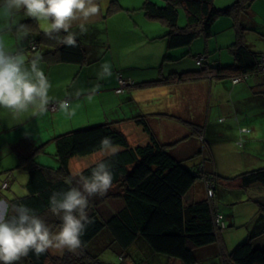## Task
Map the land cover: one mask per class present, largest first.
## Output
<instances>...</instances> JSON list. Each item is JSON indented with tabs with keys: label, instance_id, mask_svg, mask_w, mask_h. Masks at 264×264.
<instances>
[{
	"label": "crops",
	"instance_id": "1",
	"mask_svg": "<svg viewBox=\"0 0 264 264\" xmlns=\"http://www.w3.org/2000/svg\"><path fill=\"white\" fill-rule=\"evenodd\" d=\"M145 1L147 0H96L100 8L96 16L87 21H74L70 31L84 48L82 62L63 61L57 49L64 46L56 40L39 43L40 53L29 48L28 44L36 37L31 34L34 31L31 26L37 24L39 30H44L40 23L24 16L23 11L12 19L25 25L26 36L18 37L15 27L12 31L0 33L9 51L14 53L20 50L29 61L39 57V67L52 85L49 90L50 104L67 99L75 111V115L69 116L60 111L53 112L48 106V111L43 114L32 115L28 112L14 119L8 110L0 108V200L9 204V201L19 197L12 195V185L19 179L16 170L21 168L22 176L23 172H27L19 167L21 158L15 149L17 143L30 139L37 146H44L45 143L49 145L55 141L56 136L83 127L87 123H113L127 135L133 147L145 145L154 137L186 167L196 169L198 164L205 161L207 170L213 173H218L213 164L214 152L221 141H227L228 133H234L235 139L243 141L242 145L257 140L249 134L264 133V127L256 120L264 116V106L260 107V104H264V73L250 75L237 84H233L230 76L220 78L213 75L170 81L173 75L176 77L177 74L199 70L197 61L200 56L205 57L204 63L209 61L232 64L234 56L229 55L226 48L237 40L234 22L230 18L220 19L214 25V37L204 41H200L203 39L200 37L189 45L171 48L166 37L168 26L161 20L147 17L143 10ZM150 1L159 5L166 2ZM229 2L230 0H215V6L221 7ZM252 8L253 22L264 27L257 21L259 12ZM4 23L0 19V26ZM81 24L84 26L83 31ZM257 34L247 31L245 40L255 50L264 52V39ZM99 35H105L112 42L104 51L98 49L94 42ZM249 37L254 40L250 41ZM255 40L260 41L261 45L255 44ZM42 52L44 54L41 55ZM225 53L228 57L223 56ZM176 61H182L180 64H184L183 70L179 71L180 64H174ZM104 63L111 65L113 74L98 80L97 74ZM167 65L174 67L169 74L165 72ZM152 72L156 74L154 79L140 76ZM121 78L127 79L129 85L124 92L117 93ZM159 81L164 87H150ZM97 83L100 84L99 89L88 99L89 91ZM78 90L81 91V96L77 99L74 93ZM245 105L258 107V113H247L244 110ZM214 113L224 119L219 118L216 121ZM141 118L146 119L148 132L138 122ZM26 131L29 135H25ZM258 142L264 143V140L259 138ZM117 148V152L123 149L121 146ZM50 150L53 151L52 147ZM87 156L90 155L78 157ZM27 181L28 175L25 188ZM207 181L202 176L194 183L183 199L185 206L207 200L215 212L226 215L220 208L222 193L243 190L247 195V203H251L253 217L256 215V219H260L259 225H264V213L260 208V204H264V187L261 184L255 183L246 190H236L230 187L232 179L219 180L213 187L216 190L215 196L210 198ZM5 184L7 187H4ZM230 201L233 205L245 202L243 198L237 199L235 196ZM121 202L122 208L124 201ZM224 230L225 228L221 233H225ZM258 230L261 233L264 226ZM260 236L264 237V234L261 233ZM222 239L206 245L205 249L203 246L195 247V261L192 263H187L180 257L155 252L143 240H137L126 249L119 246L117 252L123 262L121 264H225L229 255L226 259L223 254L226 248L221 242Z\"/></svg>",
	"mask_w": 264,
	"mask_h": 264
},
{
	"label": "trees",
	"instance_id": "2",
	"mask_svg": "<svg viewBox=\"0 0 264 264\" xmlns=\"http://www.w3.org/2000/svg\"><path fill=\"white\" fill-rule=\"evenodd\" d=\"M256 5L259 8L260 0H235L232 4L229 2L221 7L215 6V0H166L164 6L150 0L145 1L143 10L147 17L161 20L168 26L166 37L171 48L189 45L200 37L205 40L214 37V25L220 19L230 18L236 26L237 40L226 48L227 53L234 56L232 64L203 62L199 70L177 74L176 77L173 75L170 81H185L213 75L220 78L230 76L233 84H237L250 75L264 73V52L255 50L244 37L247 31H254L264 39V27L256 25L251 17V9ZM181 8L185 10L186 15V24L183 25L179 22ZM259 18L261 17L257 18L258 22ZM31 29L34 30L31 34L36 37L30 43L38 45V52L39 43L54 40L39 30L37 24L31 26ZM57 50L61 53L63 61H83L84 48L79 40L75 47L64 46ZM236 77L241 79L234 83L233 79ZM123 80L128 82L127 79ZM128 85L129 82L118 92L120 83L116 89L117 93L124 92ZM145 121L146 119L141 118L138 122L148 132L149 127ZM104 137H111L113 145L123 149L102 158L81 173L73 174L70 170L71 159L100 152V143ZM55 145L59 162L57 168L42 166L35 161L34 156L43 146H37L30 139L15 145L21 158L19 167L28 173L27 194L9 201V215L12 205H23L44 219L53 231L58 230L60 220L49 211L50 197L54 192L69 189L70 185L65 183L69 177H72L71 186H78L76 181L79 177L90 176L92 169L99 162L108 164L113 173V183L109 188L112 192L89 198L86 211L93 223L87 226L81 237L80 251L65 250L62 254H53L49 250L39 257L30 253L18 264H105L98 253H93L92 250L101 251L109 245L115 246L114 250L117 251V247L126 249L137 240H143L155 252L180 257L187 263H192L195 261V247L218 241L219 234L224 229L216 223L220 212H215L207 200L188 206H185L183 201L189 189L202 176L214 185L219 180H231L207 170L205 161L198 164L196 169L188 168L154 137L145 145L133 147L127 135L111 122L80 127L58 135L55 137ZM255 183L264 187V167L240 174L232 179L230 187L246 190ZM4 187H7V184ZM107 198L121 199L124 206L105 218L100 214L99 207ZM260 208L264 213L263 203ZM223 220L226 222L224 214ZM261 233L264 234V230ZM103 234L110 240L104 246L98 245L96 241ZM91 245L96 247L90 249ZM225 264H264V248L256 247L251 238L246 239L233 249Z\"/></svg>",
	"mask_w": 264,
	"mask_h": 264
},
{
	"label": "clouds",
	"instance_id": "3",
	"mask_svg": "<svg viewBox=\"0 0 264 264\" xmlns=\"http://www.w3.org/2000/svg\"><path fill=\"white\" fill-rule=\"evenodd\" d=\"M23 11L24 16L41 24L45 35L62 46L75 47L76 35L70 31L73 22L87 21L96 16L100 8L96 0H0V33L12 31L18 37L26 36L25 25L12 18ZM84 30L83 24L80 25ZM63 33V35H62ZM111 65L104 63L97 74L98 80L112 76ZM52 87L44 71L39 67V57L30 61L17 50L9 51L3 36L0 35V108L8 110L14 119L25 113L40 115L48 111L51 102L49 90ZM100 84L89 91L91 99ZM78 99L81 91L74 93ZM56 108L69 116L75 115L69 100H59ZM25 135H29L26 131ZM101 151L116 153L111 137H104L100 143ZM65 183L70 187L64 192H54L50 197L49 211L59 218L58 230L52 228L35 212L23 205H9L0 200V264H18L30 253L39 257L49 250L63 253L76 252L82 246L81 237L89 219L87 208L89 198L104 196L113 183V173L105 162H99L88 177L80 176L72 185V177Z\"/></svg>",
	"mask_w": 264,
	"mask_h": 264
},
{
	"label": "rangeland",
	"instance_id": "4",
	"mask_svg": "<svg viewBox=\"0 0 264 264\" xmlns=\"http://www.w3.org/2000/svg\"><path fill=\"white\" fill-rule=\"evenodd\" d=\"M220 1V0H217ZM235 0H230V4H232ZM259 8H257V5L254 6L255 9H257L260 13L261 18H259V23L264 25V2H260ZM165 4L161 5L164 6ZM225 6V5H223ZM180 19L179 22L181 24H186V15L185 10L181 8L180 10ZM166 29V28H165ZM114 40V39H112ZM249 40L252 41L254 38L249 37ZM126 41V40H125ZM200 41H204V38ZM94 42L96 43V47L98 49H101L102 51L106 50L107 47H109V44H112L110 38L106 37L105 35H99L96 39H94ZM255 44L258 46L261 45L260 41L255 40ZM201 45V44H199ZM227 52V51H226ZM224 57H228V55L225 53L223 55ZM182 61H176L174 64H180ZM174 67L172 66H166V74H169L171 70ZM179 71L184 69V64L179 65ZM138 73V72H137ZM140 76H145L147 79H154L156 77V74L154 72L152 73H145ZM162 83H156L152 84L150 86L152 89L164 87L161 85ZM163 93V92H160ZM156 97H159L156 95ZM226 104V102L224 103ZM264 106V104H260V107ZM244 110L247 113L250 114H257L259 108L245 105ZM214 118H216V121H218L219 118L224 119L220 115H217L214 113ZM216 116V117H215ZM261 127H264V116H260L258 119H256ZM104 122H97V123H87L83 127L99 124ZM79 128V127H78ZM82 128V127H81ZM263 133L262 129H259ZM250 137L256 138L257 140H254L251 144H244L242 145L243 141H238L235 139V134L232 132L228 133L227 141H221L220 146L216 149L214 152L215 159L213 161V164L215 165V170L222 176L235 179L240 174L250 171L252 169L256 168H262L264 167V143H259V138L264 140V133L260 135L256 134H249ZM52 147L53 151L50 150ZM56 153V145L55 141L48 143H45L44 146L39 149L37 154L34 156L35 161L41 164L42 166H48L52 168H57L59 166V162L55 156ZM111 154L110 152L100 151L94 154H91L90 156L84 157H74L70 162V170L73 174H79V171L87 168L88 166L96 163L97 161L101 160L102 158L106 157L107 155ZM216 160V161H215ZM191 169H194V167H190ZM16 176L19 175V179H17L16 183L12 185V195L16 194V196H24L27 193V189L25 188L26 183V177L27 172H23L24 176H22L20 173H22V169H17ZM15 171V172H16ZM14 173V172H13ZM112 191H107V195L110 194ZM235 193V194H234ZM234 193H222V198H220V208L223 210L226 215V226H225V233L219 234V239L223 238L221 242L224 244V247L226 249L223 250V254L225 258H228V255L230 252L241 242L245 241L246 239L251 238V240L255 243L256 247L264 248V237H261V233H259L258 229H261L264 225H259V220L253 217L252 212L250 211L252 206L251 203H247V195L246 192L236 191ZM215 196V195H214ZM213 196V197H214ZM236 197L237 199L243 198L245 200L244 203L240 204H230V200L232 197ZM210 197V198H213ZM122 206V202L119 199H113V198H107L105 203L99 207L100 214L103 217H110L112 214L116 213ZM232 220V222H230ZM231 225V226H230ZM252 236H254L252 238ZM110 239H108V236L102 235L98 240L96 241L99 243L98 245L104 246L107 244V242ZM95 242V243H96ZM96 246L91 245L90 249H94ZM204 249L207 248L203 246ZM113 248V249H112ZM115 246H109L106 245L105 248L101 251L92 250L93 253H98L101 260L105 264H121L120 256L117 251L114 250ZM77 251H80L78 249ZM76 251V252H77ZM205 252V251H204Z\"/></svg>",
	"mask_w": 264,
	"mask_h": 264
},
{
	"label": "built area",
	"instance_id": "5",
	"mask_svg": "<svg viewBox=\"0 0 264 264\" xmlns=\"http://www.w3.org/2000/svg\"><path fill=\"white\" fill-rule=\"evenodd\" d=\"M28 47L31 48V49H33V50H36V49L38 48V45H37L36 43H30ZM204 60H205V57L200 56V57H198V61H197V63H198L199 65H201V64L204 62ZM262 69L264 70V57L262 58ZM240 79H241L240 77H236V78H234V79H233V80H234V83L239 82ZM120 83H121V88H119V89L117 90L118 92H121V91H122V87L125 86L128 82L125 81V80H123V79H120ZM49 109H50L51 111H53V112H55V111H59V110L56 108V102L51 103V104L49 105ZM206 183H207V188H208V190H207V192H208V196H209V197H213V196L215 195V190H214V188H213V187H214V184H213L211 181H207ZM216 223H217V225H218L219 227H221L222 229L225 228L226 224H225V222H224V220H223V214H222V213H219V214L217 215V217H216Z\"/></svg>",
	"mask_w": 264,
	"mask_h": 264
},
{
	"label": "water",
	"instance_id": "6",
	"mask_svg": "<svg viewBox=\"0 0 264 264\" xmlns=\"http://www.w3.org/2000/svg\"><path fill=\"white\" fill-rule=\"evenodd\" d=\"M105 195H107V193Z\"/></svg>",
	"mask_w": 264,
	"mask_h": 264
}]
</instances>
